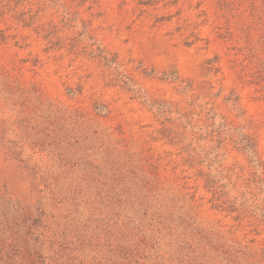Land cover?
Here are the masks:
<instances>
[{
    "label": "rangeland",
    "instance_id": "obj_1",
    "mask_svg": "<svg viewBox=\"0 0 264 264\" xmlns=\"http://www.w3.org/2000/svg\"><path fill=\"white\" fill-rule=\"evenodd\" d=\"M244 133L264 0H0V264H264Z\"/></svg>",
    "mask_w": 264,
    "mask_h": 264
},
{
    "label": "trees",
    "instance_id": "obj_2",
    "mask_svg": "<svg viewBox=\"0 0 264 264\" xmlns=\"http://www.w3.org/2000/svg\"><path fill=\"white\" fill-rule=\"evenodd\" d=\"M217 141L216 148L220 149L224 146V138H220ZM234 141V140H233ZM235 147L242 154L245 155L248 162L250 171V178L247 179L246 186L249 189V194L251 195L252 205L255 209L262 211V216L264 217V205L260 200V196L264 194V162L258 151V143L254 134L244 133L235 141ZM226 152V151H225ZM210 153V152H209ZM220 153H216L212 162L216 163V175L226 176V166L219 159ZM209 159L208 157H206ZM211 165V163H210ZM251 182V185L248 183ZM205 188L212 194L209 202L212 203L213 208L221 209L228 213H237L249 210V206L245 200V193H240L241 199L235 196L232 201L222 200L227 198V193L224 190L225 185L216 178V176H208L204 182ZM247 197V196H246ZM229 202V204H228ZM261 202V203H260ZM264 221V220H263Z\"/></svg>",
    "mask_w": 264,
    "mask_h": 264
}]
</instances>
